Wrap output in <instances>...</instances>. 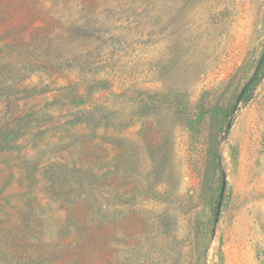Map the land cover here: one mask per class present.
I'll return each instance as SVG.
<instances>
[{
	"label": "rangeland",
	"instance_id": "1",
	"mask_svg": "<svg viewBox=\"0 0 264 264\" xmlns=\"http://www.w3.org/2000/svg\"><path fill=\"white\" fill-rule=\"evenodd\" d=\"M263 50L264 0H0V264H264Z\"/></svg>",
	"mask_w": 264,
	"mask_h": 264
},
{
	"label": "water",
	"instance_id": "2",
	"mask_svg": "<svg viewBox=\"0 0 264 264\" xmlns=\"http://www.w3.org/2000/svg\"><path fill=\"white\" fill-rule=\"evenodd\" d=\"M263 58H264V50H263V52H262V54H261V56H260V58H259V61H258L257 65H256V67H255V71H254V74H253L252 78L256 75V73H257V71H258V69H259V67H260V64H261V61L263 60ZM252 78H251V79H252ZM251 79H250V80H251ZM239 98H240V97H239ZM239 98H238V100H239ZM238 100H237V101H238ZM225 185H226L225 179L222 178V180H221V185H220L219 196H218V200H217V204H216V213H215V216H216V217H217V215H218V210H219V208H220V203H221V199H222V196H223V193H224ZM215 222H216V219H215Z\"/></svg>",
	"mask_w": 264,
	"mask_h": 264
},
{
	"label": "trees",
	"instance_id": "3",
	"mask_svg": "<svg viewBox=\"0 0 264 264\" xmlns=\"http://www.w3.org/2000/svg\"><path fill=\"white\" fill-rule=\"evenodd\" d=\"M264 63V58H263V60L261 61V64H260V66L262 65ZM259 70V69H258ZM258 72V71H257ZM255 79H256V76L253 78V80H252V82L251 83H253L254 81H255Z\"/></svg>",
	"mask_w": 264,
	"mask_h": 264
}]
</instances>
